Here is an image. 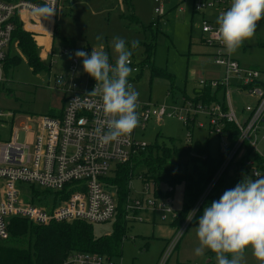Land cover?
Instances as JSON below:
<instances>
[{"label": "built area", "instance_id": "1", "mask_svg": "<svg viewBox=\"0 0 264 264\" xmlns=\"http://www.w3.org/2000/svg\"><path fill=\"white\" fill-rule=\"evenodd\" d=\"M191 1L193 12L202 15L199 29L200 45L206 49L203 56L212 63L215 71L209 77H201L191 95L171 96L169 106L138 103L139 125L129 139L102 145L95 137L94 129L103 118L99 111L100 96L91 94L96 81L89 77L83 81L78 76L85 72L82 59L75 56L77 51L90 55L88 48L61 52L68 58V64L65 74L53 78L54 89L61 93L63 102L58 116L22 117L0 109V243L10 237L12 219L26 220L36 226L76 221L95 225L114 221L117 200L106 179L114 174L117 166L129 164L149 145L137 137V132L144 131L150 121L176 118L182 121L185 130L181 148L204 144L209 138H215L219 145L218 156L224 157L199 202L181 226L174 228L175 238L166 245L163 261L173 254L182 234L190 226L195 215L192 220L188 218L193 210L196 214L224 175V189L236 186L230 182L237 175L246 181L264 177V154L258 147L259 143H264V72L242 67L234 54L229 56L219 42L217 20L204 17L206 12H215L219 16L230 7L231 0ZM154 2L157 3L154 13L163 17L165 0ZM45 5L54 9L50 18L34 15L35 8ZM59 9L60 0H0V86L5 80V65L16 32L15 22H20L26 32L34 34L31 28L40 26L44 32L51 33L56 29ZM130 67L132 74L139 73L132 60ZM232 91L248 100L239 115L231 103ZM21 118L24 121H19L16 126ZM231 127L238 132L234 144L228 139ZM196 132L205 133L206 139L196 142ZM18 133L25 135L23 142H19ZM248 150L251 154L245 159ZM238 164L242 167L241 175L237 172ZM229 166L231 168L227 170ZM137 178L143 184L142 192H136L139 198L133 197L129 182L125 203L127 225L154 224L157 220L160 223L169 220L168 225H171L178 217L172 210L173 196H157L159 188L141 176ZM159 191L166 194L170 189ZM57 264H122V261L95 253L72 252Z\"/></svg>", "mask_w": 264, "mask_h": 264}, {"label": "rangeland", "instance_id": "2", "mask_svg": "<svg viewBox=\"0 0 264 264\" xmlns=\"http://www.w3.org/2000/svg\"><path fill=\"white\" fill-rule=\"evenodd\" d=\"M130 1L131 6L124 0H60L52 52L51 48L46 50L47 46L42 44L41 39H37L36 34L27 32V44L35 52L34 64L22 54L18 48V38L14 37L5 80L0 86V109L22 117L60 111L63 104L62 95L54 89L53 78L67 72L68 58L62 56V50L88 48L91 51H103L108 54L109 63L114 65V37L123 38L126 46L132 50L131 60L138 67L140 74H131L128 82L139 92L138 103L171 105L172 98L168 92L170 81L152 78L150 69L145 64L146 55L142 43L149 41V35L141 26L147 28L151 23L155 24L152 30L157 32L153 66L173 77L172 94L176 98H179L183 91L191 95L200 78L212 69V63L201 55L206 52L200 45L199 28L202 15L193 12L191 0H165L163 17L154 13L157 6L154 0ZM133 16L139 23L134 21ZM205 17L218 18L215 12H206ZM97 36L103 38L98 40ZM132 41L139 42L136 49L131 48ZM263 43L264 19L258 23L254 37L243 44L246 53L243 55L244 52L240 48L234 53V57H238L244 64L257 66L258 70L264 72V46H260ZM14 64L17 66L13 67ZM78 76L83 81L88 77L95 81L87 73H79ZM8 89L13 91L12 94L7 92ZM230 98L234 111L239 115L248 100L235 91L231 92ZM19 121H24V118L19 119L15 125ZM24 136L23 133H18L19 142H23ZM184 136L183 123L176 118H166L162 122L150 121L144 131L137 132V137L148 144L157 142L168 147H182ZM205 139L203 132H196L194 135L196 142ZM208 141L209 156L212 159L218 158V141L215 138H209ZM258 147L264 154V143H259ZM226 183L228 184L227 181ZM151 184L150 190L153 189ZM130 186L132 196L139 198L136 192H142L143 184L134 177ZM166 188L165 185L159 187L160 190ZM172 201V210L179 214L184 206V190L181 186L176 188ZM168 221L160 223L157 220L154 224L129 225L127 237L121 247L122 264H217L216 256L210 250H206L203 256L195 254V249L199 246L196 224L186 229L179 240L178 248L163 261L164 255L162 256L161 252L166 241L175 238L174 229L167 226ZM113 223L114 221L92 225L94 235H110ZM24 243L25 241H22L21 245ZM245 264H258L250 249L245 254Z\"/></svg>", "mask_w": 264, "mask_h": 264}, {"label": "trees", "instance_id": "3", "mask_svg": "<svg viewBox=\"0 0 264 264\" xmlns=\"http://www.w3.org/2000/svg\"><path fill=\"white\" fill-rule=\"evenodd\" d=\"M124 2L131 6L130 0H124ZM133 19L136 23H139L135 16H133ZM15 24L14 37L18 38V48L34 64L35 52L27 44L28 34L23 30L20 22H15ZM154 26V23H151L147 28L141 26L142 30L149 35V41L142 43L146 55L145 64L150 69L152 78H164L170 81L171 86L168 92L173 96V77L152 64L157 35V32L152 30ZM54 34H56V29ZM260 46L263 47L264 43ZM16 60L19 59L16 58ZM8 61L5 65V73ZM16 66L13 65V67ZM7 92L12 94L13 91L8 89ZM59 114L60 111H55L49 112L47 115L55 117ZM228 139L232 144L238 139V132L233 127L230 128ZM170 142L173 143L171 140ZM208 148L209 142L204 144L195 143L187 148L168 147L154 142L149 144L143 151H139L129 164L117 166L114 174L106 179V183L114 191L117 200V213L112 232L108 236L96 237L93 226L86 222L76 221L49 226H36L26 220L12 219L9 226L10 237L6 242L0 243V264H57L72 252L95 253L110 258H120L122 243L127 237L129 227L125 222V203L129 194L128 184L137 176H141L144 181L151 182L156 188L165 185L170 189V192L166 194H162L157 189V196L172 197L177 187L181 186L183 188L184 206L177 219L170 225L173 229L179 228L190 211L199 202L224 161L223 156L212 159L209 156ZM250 154L251 152L248 150L245 159H248ZM256 161L259 164L257 159ZM240 166H242V163H240ZM230 168L231 166L227 170ZM241 168L238 164L237 172L240 175ZM225 177L226 175L216 183L212 192L203 200L190 225H198V218L202 215L203 208L210 205L212 201H218L220 196L228 190L224 189ZM237 177L238 175L234 176L230 183L237 185L242 181ZM22 241H25L23 245H21Z\"/></svg>", "mask_w": 264, "mask_h": 264}, {"label": "clouds", "instance_id": "4", "mask_svg": "<svg viewBox=\"0 0 264 264\" xmlns=\"http://www.w3.org/2000/svg\"><path fill=\"white\" fill-rule=\"evenodd\" d=\"M34 15L48 19L54 14L50 6L33 10ZM264 19V0H231L230 7L217 18L219 42L231 56L245 41L251 40L258 23ZM102 36H97L101 40ZM138 41L131 42L136 49ZM115 64L109 63L106 52L77 51L83 70L96 81L92 95L100 96L101 123L94 129L95 137L102 145L129 139L139 125L137 114L139 92L128 82L132 50L120 37L113 38ZM188 220H192L195 210ZM196 235L199 246L197 256L206 250L215 254L217 264H245V254L250 249L258 264H264V177L242 180L234 188L226 190L218 201L203 208L198 218Z\"/></svg>", "mask_w": 264, "mask_h": 264}, {"label": "crops", "instance_id": "5", "mask_svg": "<svg viewBox=\"0 0 264 264\" xmlns=\"http://www.w3.org/2000/svg\"><path fill=\"white\" fill-rule=\"evenodd\" d=\"M179 10H182V9H179ZM215 15L216 16H218L216 13H215ZM204 17H205V14H204ZM209 19V18H208ZM211 19H213V20H217V18H211ZM32 30H34V34H36V37H37V39H41L42 41H43V43L42 44H44L45 46H47V51L51 48V52H52V50H53V42H54V38H55V34H54V32H44L43 31V29H42V27H40V26H36L35 28H31ZM200 30V29H199ZM201 34V33H200ZM53 37V38H52ZM242 49H241V51L242 52H244L243 53V55L246 53L245 52V46L243 45L242 47H241ZM206 52H202V54L201 55H204ZM236 58V60L239 62V64L242 66V67H250V68H257V66H252V65H248L249 63H246V64H244V63H242L241 62V60L238 58V57H235ZM215 71V68L214 67H212V69H209L208 70V72H207V75L206 76H203V77H209L213 72ZM194 91V90H193ZM183 93H186V91H183L182 92V94ZM187 94V93H186ZM188 95V94H187ZM168 227H170V228H172L170 225H167ZM173 229V228H172ZM168 241H169V239L166 241V243H165V247H166V245L168 244ZM178 246H179V244H178ZM178 246H177V248H178ZM165 247L163 248V250H162V252L161 253H163L164 252V250H165ZM176 248V249H177Z\"/></svg>", "mask_w": 264, "mask_h": 264}]
</instances>
